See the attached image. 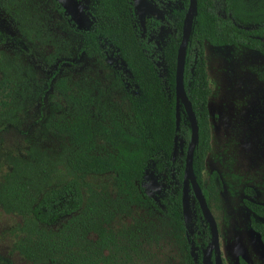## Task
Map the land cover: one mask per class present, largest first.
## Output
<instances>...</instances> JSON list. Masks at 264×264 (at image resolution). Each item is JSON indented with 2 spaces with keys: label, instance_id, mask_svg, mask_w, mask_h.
Masks as SVG:
<instances>
[{
  "label": "rangeland",
  "instance_id": "1",
  "mask_svg": "<svg viewBox=\"0 0 264 264\" xmlns=\"http://www.w3.org/2000/svg\"><path fill=\"white\" fill-rule=\"evenodd\" d=\"M68 7L79 18L75 4ZM0 30L22 42L0 46V256L9 264H194L177 225L131 200L115 173L73 168L82 151L112 152L104 128L121 123L132 132L130 104L110 63L83 51L82 37L51 0H0ZM168 34L169 28H161L156 43L162 45ZM206 60L212 150L204 179L208 184L217 173L215 184L221 186L210 208L223 264H264V246L249 227L251 212L243 203L264 205V55L207 44ZM5 66L11 77L3 84ZM82 115L92 121L87 144L72 134ZM75 180L83 186L81 211L52 227L36 222L27 208L46 191ZM191 234L199 237L195 226ZM197 243L211 264L212 242L207 248L201 238Z\"/></svg>",
  "mask_w": 264,
  "mask_h": 264
},
{
  "label": "trees",
  "instance_id": "2",
  "mask_svg": "<svg viewBox=\"0 0 264 264\" xmlns=\"http://www.w3.org/2000/svg\"><path fill=\"white\" fill-rule=\"evenodd\" d=\"M51 1L67 27L82 37L83 51L108 61L114 68L130 104L133 121L132 132L121 123L104 128L103 137L112 152L96 155L82 151L75 158L73 168L81 174L115 173L123 192L131 200L149 204L177 225L185 235L186 248L194 264H205L206 255L197 239L201 238L207 248L212 242V231L190 186L192 219L188 223L183 213L184 173L192 125L182 101L177 126V59L190 0H147L156 8L158 16L146 10L141 0ZM70 1L77 7L79 18L70 12ZM197 1L185 55L183 83L199 125L193 172L210 207L219 200L221 186L215 184L217 173L208 184L204 179L207 157L212 150L209 113L212 89L206 46L246 48L264 55V0ZM177 3L178 9L168 8ZM163 27L169 28V34L159 46L155 37ZM11 44L21 46L22 42L0 30V46ZM5 69L3 84L10 82L11 77L8 67ZM71 128L76 142L87 144L92 140L90 117L80 116ZM147 186L150 195L145 189ZM245 193L249 197L254 195L251 189H246ZM193 203L197 209L196 219ZM243 203L251 212L249 227L264 246V205L248 199ZM83 206V186L75 180L46 191L27 209L36 222L52 227L77 214ZM193 226L199 237L191 234ZM0 260L9 264L1 256ZM240 263L246 264L243 260ZM211 264H216L215 250Z\"/></svg>",
  "mask_w": 264,
  "mask_h": 264
},
{
  "label": "water",
  "instance_id": "3",
  "mask_svg": "<svg viewBox=\"0 0 264 264\" xmlns=\"http://www.w3.org/2000/svg\"><path fill=\"white\" fill-rule=\"evenodd\" d=\"M141 2L144 8L148 10L150 13L156 16L159 15L156 8L147 0H141ZM197 7H198V1L190 0L188 12L184 20L183 36L178 50L177 69H176L177 126H179L180 124V117H181L179 111L180 101H182L183 105L185 106L192 125L191 141L188 146L187 155H186L182 204H183L184 218L186 223H188L192 219L190 202H189V186H190L196 196L200 210L202 211L205 218L208 220L209 225L211 227L212 237H213L212 245H213V250H215L216 252V264H223L218 224L193 172L194 153L199 140V125L192 104L186 94L183 83L185 55L189 43L193 20L197 12ZM176 142L178 141L176 140ZM176 155H177V147L175 150V157ZM205 264H207L206 261Z\"/></svg>",
  "mask_w": 264,
  "mask_h": 264
}]
</instances>
